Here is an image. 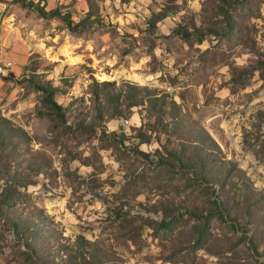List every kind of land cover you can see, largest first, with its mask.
Instances as JSON below:
<instances>
[{"label":"rangeland","instance_id":"obj_1","mask_svg":"<svg viewBox=\"0 0 264 264\" xmlns=\"http://www.w3.org/2000/svg\"><path fill=\"white\" fill-rule=\"evenodd\" d=\"M29 1L91 28L0 0V264H264V0Z\"/></svg>","mask_w":264,"mask_h":264},{"label":"trees","instance_id":"obj_2","mask_svg":"<svg viewBox=\"0 0 264 264\" xmlns=\"http://www.w3.org/2000/svg\"><path fill=\"white\" fill-rule=\"evenodd\" d=\"M15 2L20 3L23 7H27L29 9L34 10L35 12L39 13L41 16H44L46 18H52V17H58L60 18L66 28L69 31L72 32H81L84 30H88L91 28V23L88 22L89 19H82L80 21H78L77 23H74L71 20V16L69 13L66 14H62L60 13V11L58 9L55 10H51L48 12H45L42 8H40L39 6H37L36 4H34L33 2L29 1V0H15ZM103 86H108V83H102ZM35 88L42 93V101L43 103L52 111V113L54 114V116H56L58 119H60L61 121L64 120L65 115L62 112L63 109L57 105V103L55 102L54 98H55V93L58 91L57 88L51 86L48 83H35ZM142 90H146V88H142ZM175 118V117H174ZM178 128H185L184 132L186 134H189L191 131V129L185 127L184 123L181 121H177L176 123V129ZM3 132L1 131V126H0V138H2L3 136ZM193 149L196 152H203L200 150V148L198 147L197 144L193 145ZM210 153L212 154L210 151H207V154ZM178 161H180V157H178ZM229 163V162H227ZM198 167L200 168L201 171L206 172L205 170L211 171V169L208 166H205L204 164L198 162ZM11 195L8 194L7 198H11ZM7 200V199H5ZM32 234V233H30ZM83 251V250H82ZM99 251V250H98ZM85 253V252H84ZM89 254V259H86L87 257L84 256V254L81 253L80 248H71L69 250L68 253H66V261L67 264H78L77 262H79L80 264H95L96 262H99V260H103L106 258V255L103 254L102 256H99V252H88ZM65 261V263H66ZM64 263V264H65ZM57 264V263H55Z\"/></svg>","mask_w":264,"mask_h":264},{"label":"built area","instance_id":"obj_3","mask_svg":"<svg viewBox=\"0 0 264 264\" xmlns=\"http://www.w3.org/2000/svg\"><path fill=\"white\" fill-rule=\"evenodd\" d=\"M14 68V62H4V57L0 56V75L11 71Z\"/></svg>","mask_w":264,"mask_h":264}]
</instances>
